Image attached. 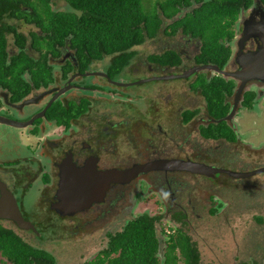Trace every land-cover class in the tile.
Listing matches in <instances>:
<instances>
[{
	"label": "flooded vegetation",
	"instance_id": "1",
	"mask_svg": "<svg viewBox=\"0 0 264 264\" xmlns=\"http://www.w3.org/2000/svg\"><path fill=\"white\" fill-rule=\"evenodd\" d=\"M53 1H48L51 11L71 10L64 0L68 9H53ZM197 5L190 0V5L177 6L169 15L160 9L153 31L116 63V55L81 56L69 37L53 39L11 12L0 15L5 53L0 65V183L33 229L18 228L6 218H0V224L16 233L3 225L12 224L23 241L48 252L54 264L52 250L58 240L83 238L96 244L81 262L86 264L107 248L109 235L141 213L158 214L173 226L170 216L177 211L178 199L188 203L187 195L195 197L191 186L211 189L205 195L208 207L219 210L228 205L235 219L246 211L242 203L243 211L231 209L236 206L230 203L231 195L219 199L224 181L240 180L242 192L256 191L254 197L261 192L264 197L261 184L253 181L264 175V144L247 146L233 123L237 110L251 108L256 95L264 92L260 79L233 77L242 70L239 60L245 64L243 55H256L264 46V0H245L236 7L230 37L219 40L225 48L222 61L204 54L201 38L185 28L184 16ZM18 10L31 12L23 5ZM19 25L30 29L21 31ZM216 86L220 98L211 103L208 89ZM249 93L250 103L243 104ZM226 129L230 139L222 132ZM221 158L237 159L246 170L240 172L260 171L235 178L225 172L207 176L155 168L126 181L110 180L113 173L154 161L183 160L219 168L215 164ZM61 174L74 182L83 174L88 178L84 181L93 178L88 190L96 199L61 213L55 205L75 197L61 194ZM149 199L159 211L149 212L145 206L136 210ZM252 217L263 219L257 213Z\"/></svg>",
	"mask_w": 264,
	"mask_h": 264
},
{
	"label": "trees",
	"instance_id": "2",
	"mask_svg": "<svg viewBox=\"0 0 264 264\" xmlns=\"http://www.w3.org/2000/svg\"><path fill=\"white\" fill-rule=\"evenodd\" d=\"M48 1L0 0V15L11 12L25 22L37 24L53 39L69 37L75 53L81 56L116 55L115 63L119 56L128 55L126 50L140 43L144 34L153 31L157 19L155 15L148 17L142 13L140 0H64L71 10L62 12L51 11ZM194 1L199 5L184 16L185 28L201 38L204 54L222 61L221 56L226 55L219 40L230 37L236 7L245 0ZM21 5L31 12L18 10ZM182 5H190V0H164L157 7L169 15ZM14 38L21 45V38L18 35ZM4 55V42L0 36V65H3ZM208 93L211 103V100L220 98L218 86L208 89ZM251 97V93L247 94L242 103L249 104ZM223 131L230 139L229 130ZM217 210L218 206H215L208 212L213 215ZM185 218V212L177 209L170 216L174 225L168 223L167 230H164L160 215L141 213L109 235L107 248L86 264H201L195 243L184 230ZM253 219L260 222L259 218ZM0 256L9 264H54V258L48 252L33 248L1 224Z\"/></svg>",
	"mask_w": 264,
	"mask_h": 264
},
{
	"label": "rangeland",
	"instance_id": "3",
	"mask_svg": "<svg viewBox=\"0 0 264 264\" xmlns=\"http://www.w3.org/2000/svg\"><path fill=\"white\" fill-rule=\"evenodd\" d=\"M162 1L164 0H140V10L148 17L159 16L161 10L157 4ZM51 5L53 9H68L63 0H54ZM18 29L26 32L30 27L19 25ZM260 89L264 91V88ZM251 106V108L241 107L238 109L233 123L237 125V132L241 139L248 140L247 146L258 147L264 144V92L262 96L256 95ZM215 165H221L218 167L230 171H246L242 169V163L237 159L231 161L230 158H221ZM210 181L212 182V180ZM253 181L261 184L260 191L264 190V175L254 178ZM241 182L240 180H226L224 181L225 186L218 190V197L221 201L231 195L230 203L236 205L231 209L234 208L237 213L239 210L243 211L241 203L244 205L246 214L240 216L239 219L233 218L234 215L227 209L228 205L219 209V213L209 214L207 210L211 206L205 198V195L211 191L209 188L203 191L191 186L190 195L194 194V199L191 200L189 195H187L188 203L178 199L179 205L174 209H181L186 213L187 221L184 230L195 243L201 264H264V197L260 196L261 192H259V196L255 197L253 193L256 191L242 192ZM144 206L148 208L149 212L159 211L157 206L154 208L151 199L142 200L136 210L139 211ZM255 213L263 215V219L258 223L251 219ZM3 225L12 228L22 236V233L17 231L12 224ZM161 226L167 230L165 222L162 221ZM35 241L36 239L32 238L30 243ZM83 241H85L83 238L58 240L53 245L55 250H52L57 264H81L83 258L90 256L93 252L88 248L97 247L96 244ZM63 248L67 250H62ZM0 264L9 263L0 256Z\"/></svg>",
	"mask_w": 264,
	"mask_h": 264
},
{
	"label": "water",
	"instance_id": "4",
	"mask_svg": "<svg viewBox=\"0 0 264 264\" xmlns=\"http://www.w3.org/2000/svg\"><path fill=\"white\" fill-rule=\"evenodd\" d=\"M263 45H264V40H263ZM243 56H244L245 64L242 62V60L241 61L239 60V64L242 66V70L238 71L236 74H233V77L235 76L241 79L242 81L248 78H256L264 81V46H262V48L256 53V55L250 53ZM243 74H245V76H242ZM155 168L186 170L194 173L205 174L207 176H210L213 172H217V173L225 172L229 176L235 178L246 177L260 171L258 169L249 172H232L221 168L193 163L191 161L164 160V161H154L152 163H146L140 166H135L129 171H124V172L119 171L118 173H113V178L110 180L115 181L117 178L118 181H126L128 178L132 177L139 171L145 172L149 169H155ZM262 170H264V168ZM62 175L65 176L62 179L63 185L60 190L61 194L67 195L70 193L73 194V196L75 195V197L72 199V201H70V199L64 201V205L61 202L55 205V208L59 210L61 213H66L77 209H81L86 205H88L90 200L96 199L91 195L92 194L91 192L93 190L92 191L88 190L90 184L94 182L93 178L84 181V177L85 179L88 178L85 176V174H83V176L81 177L83 179L81 181L77 182L76 180V182H74L69 179L67 174H61V177ZM63 208L66 209L64 210L65 212L61 210ZM0 218H6L12 220L18 228L33 229L32 224L22 218L11 194L4 189L1 183H0Z\"/></svg>",
	"mask_w": 264,
	"mask_h": 264
}]
</instances>
